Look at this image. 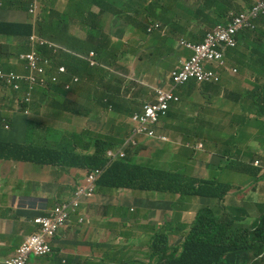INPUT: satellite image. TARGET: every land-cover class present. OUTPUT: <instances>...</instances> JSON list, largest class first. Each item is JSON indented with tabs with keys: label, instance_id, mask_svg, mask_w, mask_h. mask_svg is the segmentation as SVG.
Masks as SVG:
<instances>
[{
	"label": "trees",
	"instance_id": "1",
	"mask_svg": "<svg viewBox=\"0 0 264 264\" xmlns=\"http://www.w3.org/2000/svg\"><path fill=\"white\" fill-rule=\"evenodd\" d=\"M13 1V2H11ZM175 7L180 3H185L180 0H171ZM0 6L5 9H12L14 4L19 8L25 7L26 3L21 0H0ZM245 2L251 6V0H193L188 4V8L194 12H205L198 18L189 16L184 12H180L179 16L186 22L189 30V39L193 42H199L203 37V29L201 23L215 27L216 25L226 22V16L232 10L239 9V4ZM45 6L42 8L44 11ZM78 12L81 16L80 24L84 27V36L77 37L67 33L68 19L74 16L73 12ZM212 12V14H210ZM169 8L166 0H72L70 3L69 13L65 16L62 30H59L57 22L53 21V14L48 13L46 18L37 20V33L50 39L54 42H59L60 49L66 64L71 65L75 70L83 71L85 76L93 81L85 84L84 90L90 95H94V99L99 94V89L102 86V80L110 72L109 67L113 65L119 58L120 54L126 56H136L140 51H143L139 57L142 64L155 66L158 59L161 58V52L167 50L168 54L175 51L177 42L172 36H164L156 30V24L152 21L161 20L167 21L169 16ZM102 17L101 25L97 23V19ZM110 18L119 19L124 23L125 29H128V38L123 40L114 39L115 32L106 29V23ZM50 19V22H48ZM197 28V32L193 29ZM32 32V24L30 22H9L0 20V35L8 36L12 39H17V48L24 50L27 48L25 44L26 38ZM258 34L251 35L252 40H256ZM242 36H240L241 39ZM115 40V41H114ZM248 41L249 37L246 36ZM78 46V47H77ZM151 48L145 52L146 47ZM253 58L254 54L259 52L264 46L254 43L248 45ZM89 50H94L98 62L106 65L89 66L85 61L75 56L77 53H86ZM45 54L48 53L43 49ZM252 61L247 65L249 71ZM172 67L168 64L161 63L156 70L159 73L170 70ZM256 73L255 75H257ZM254 75V76H255ZM214 84L202 85V89L196 84L190 83L183 90V99L199 89L203 94L207 91L206 88H213ZM45 94L53 92L55 95H60V99L53 98L59 106L65 107L67 114L76 113H91L92 108L83 107L79 109L75 107V103L71 101L72 89H62L60 86L52 87V90L45 88L41 89ZM180 91V90H179ZM187 91H192L190 94ZM264 94V86L261 87ZM105 97L99 100V103L106 107L107 105L118 106L116 100ZM48 107L46 104H38V107ZM223 108H227V102L222 104ZM34 108V107H33ZM48 112L50 113V109ZM203 113V110L200 111ZM179 114H185L180 104L171 108L168 112L165 126H169L170 120L174 122ZM260 118H262V109L259 110ZM234 119L239 117L241 121L235 120L242 132L247 118L244 115L236 113L232 116ZM185 123L188 134L197 132V127L200 125L198 119H187L182 121ZM18 125L23 129L24 139L22 142L13 143L0 141V158L11 160L30 162L33 164L48 165L52 167L58 166L61 169L78 167L83 170V180L73 177V181H69L68 185L59 190L62 201L70 200L74 196V192L78 184L84 182L88 177L93 176L96 179L95 186L98 192L102 195L114 196L112 193L127 192L131 193L137 190H148L158 192L185 193L192 191L194 195L203 197H223L233 190H238L242 187H233L231 183L225 182L221 177H214L210 180L190 179V175L185 173L170 172L161 168L140 167L132 161V157L128 154L124 159L114 160L109 163L106 157V151L110 148H116L120 144V137L114 134L92 133L90 129H83L81 132L63 129L54 123L47 121L39 122L31 119L26 115H21L18 119ZM172 128L181 129L184 126H174ZM211 127V124H207ZM95 128L99 127L98 122L94 123ZM127 124L120 126L121 131H125ZM104 128L98 132H103ZM121 133L120 131H118ZM242 139L233 137V143L241 142ZM232 146V143L229 142ZM232 159V158H231ZM134 160V159H133ZM109 163V164H108ZM105 169L102 173V169ZM236 172H231V178ZM233 183V182H232ZM235 184V183H234ZM66 198H69L65 200ZM262 205V204H259ZM123 209L122 205H112ZM125 210H127L125 208ZM140 209H138L139 211ZM252 216L255 210L253 206L249 208ZM228 213H214L212 210H201L195 221L192 223L190 230L185 234V242L180 245H173L171 250L169 247L168 236L158 235V230L147 234V241L141 244L144 255L152 258L158 255V264H264L263 260L256 259L255 253L264 254V210L261 209L258 217H255L251 222V216L245 209L228 208ZM241 212H244L243 215ZM256 212L254 213V215ZM165 216V215H162ZM248 222V227L242 229L238 226V220ZM165 220H172L169 216L161 219L157 224V229H160L165 223ZM240 222V221H239ZM123 225H129L127 222H122ZM186 226V225H184ZM174 229H167L172 232ZM133 229H129L127 235L117 236L115 247L120 242H126L129 246L135 240H127L133 236ZM125 238V239H124ZM128 253V252H127ZM110 258L118 257V250H111ZM161 257V259L159 258ZM83 264H87L89 259H84ZM125 264H136V261Z\"/></svg>",
	"mask_w": 264,
	"mask_h": 264
},
{
	"label": "crops",
	"instance_id": "2",
	"mask_svg": "<svg viewBox=\"0 0 264 264\" xmlns=\"http://www.w3.org/2000/svg\"><path fill=\"white\" fill-rule=\"evenodd\" d=\"M140 54L141 52L136 57H121L117 65L119 74L125 76L127 71L124 66H127L132 69V74L135 76L148 75L147 68L143 67V64L139 61ZM159 65L158 61L156 66ZM154 71L155 68L150 69V73ZM250 79L249 76L244 77L246 81H250ZM87 83H90V81L84 79L80 81L78 88L75 89L76 101L81 105H84L83 100H87L89 104H92L86 96L85 99L81 96V93L85 94L84 87ZM244 92H246V88ZM240 94L239 92H234L232 96H229L230 101L227 110H231L232 115L238 113L247 118L241 133L235 119L231 115L211 108L198 118L202 126L199 127L197 135L184 134L188 131L186 127H182L181 132H178L170 124L169 126H165L166 128H172L167 129L166 134L172 139L173 143L156 144L152 152L153 159H151L155 160L158 157V161L171 163V165L163 167L171 172H183L186 175L206 180L219 176V163L221 161L224 163L226 160L222 159V155L226 151H232L230 156L234 161L235 169L238 170V173L234 176L236 179H233L234 181L231 184L233 187H242L247 190L243 195L235 196V194H231L229 196L230 202L247 208L253 206L256 212L254 216H258L257 213H260L261 209L264 210V205H259L264 204V99L262 106H260L259 102L256 103L254 100L247 102L245 99H240ZM213 95L217 99L225 96L219 93ZM106 96L109 97L110 92L104 89L103 94H97V98L93 100V104L99 103V100ZM118 97L120 99L118 113L114 115L108 112L109 117H104V119L106 121L109 119L110 121L114 120L118 131L122 134V138H126L129 131L132 130V126L130 119L127 120L125 118L126 109L129 107H125L124 105H131L132 102L130 97L125 94H119ZM191 97L200 99L202 94L194 92ZM42 103L45 104L46 102H41V105ZM200 103H203V101L200 100ZM234 104H238L241 110H234L232 108ZM55 105L59 104L56 103ZM245 108L248 114L245 112ZM260 109H262V118L259 115ZM91 114L88 113L86 115L90 116ZM18 115L19 113L13 112L10 117L6 118V121L9 123L11 119ZM190 116L194 117L196 114H190ZM48 118L50 119L51 117ZM91 118L88 117L85 122L93 120V115ZM56 119L61 120V117ZM126 121L129 122L130 126L125 127V131H121L120 126L124 125ZM47 122L53 123L51 121ZM207 124H212L213 128L216 129H207ZM77 130L80 131L81 129ZM233 137H237V139L241 138L242 141L233 143ZM23 139L24 134L19 125L13 124L11 129L8 130L0 128V140L2 141L18 143L22 142ZM229 139L232 140L231 148L226 143ZM142 140L143 143H150V146L155 145L154 138L145 136ZM181 141L187 144H191L192 142L193 145L191 146L195 150H189L185 146L179 147L177 144ZM199 144L202 145V148L198 147ZM163 157L166 158L164 159ZM256 159L261 161V168L253 166ZM5 171H7V174L16 172L17 176L22 177L12 180L9 190L6 189L8 182H5L3 178ZM82 175L83 170L78 167L61 169L58 166L52 167L45 164L42 166L40 164L12 160H8L5 164L0 163V235H10L6 237L4 246L12 247V238L18 239L19 237L20 243L18 247L22 244L26 236L24 233L20 234V232L31 228L29 226L31 221L29 219L42 216L52 217V215L58 213L63 206L61 202L62 197H59L62 194H60L59 190L67 186L69 181L72 182L73 177L83 180ZM27 176L32 177L36 184L31 185L24 178ZM236 180H239V182ZM112 194L114 196L102 195V193L98 192L94 196L86 198L79 211L72 213L71 220L67 222L63 231L57 235L53 242V250L57 255L55 260L44 259L43 257L38 259L35 257L28 264H83L82 257L96 258L91 260L89 264H115L117 260L110 258L108 253L115 247L113 243L119 238L117 236H126L129 229L134 230L133 237H137L135 241L142 242L144 239H147L148 233L159 230V236L169 235L168 240L171 250L174 248L173 245H177L180 242L178 234L168 232L164 225L160 229H157V223L149 220L148 214L142 216L137 214L135 210L137 201L133 196V191L131 193L116 192ZM256 194L260 195V200H255ZM155 197L161 201L163 200L159 195H155ZM64 198L65 200L69 199L65 196ZM191 204L194 206L192 207ZM199 204V200L186 201V207L181 208L173 217V226L182 229L184 225L180 223V220L176 219L178 215L181 213L185 214V210H188L186 213L191 215L193 211L199 208ZM112 205H122L123 209ZM125 208L128 209V212ZM147 210L149 211V209ZM163 212L161 211L160 213ZM122 222H127L129 225H123ZM145 231H148V233H145ZM114 234H116V237L113 236ZM130 245L142 250L140 245H136L135 243ZM135 261L137 264L138 259Z\"/></svg>",
	"mask_w": 264,
	"mask_h": 264
},
{
	"label": "rangeland",
	"instance_id": "3",
	"mask_svg": "<svg viewBox=\"0 0 264 264\" xmlns=\"http://www.w3.org/2000/svg\"><path fill=\"white\" fill-rule=\"evenodd\" d=\"M5 1V0H4ZM23 3H26L25 7L19 8L17 4L12 6V9L8 10H0V20L1 21H9V22H24V20H32L34 21V17L38 15L39 10L43 6H45L44 11L40 13L42 18H45L46 15L54 10L61 11L67 15L69 13L70 3L72 0H21ZM185 3H180L177 7L174 6L173 1L166 0L167 7L169 8V16L167 15V21L155 20L152 21V24H156V30L158 33L164 36H172L177 42V48L171 54L167 53V50H163L161 52V60L159 63H164L168 65H175L179 62H186L190 58H195L196 60L205 61L207 65L214 69L216 72L215 80L213 82L214 85H219L218 87L213 88H206L207 91L213 94H221L232 96L234 92H239L240 99H245V101L254 100V102H259L258 104L262 106L263 103V94L260 92L261 87L264 84V48H262L259 52L254 54L253 58L250 53V48L248 45H253L254 43L260 44L264 46V0H251V6H248L245 2H241L239 4V9L232 10L226 16V22L229 25L223 29H219L216 26L211 27L205 25L203 23L200 26L203 29V37L202 40L199 42H193L189 39V30L187 28L186 22L179 16L180 12H184L191 17L198 18L201 15H205V12H198L194 13L188 8V4H191L193 0H180ZM13 2V1H11ZM1 3V2H0ZM14 3V2H13ZM74 16H71L68 21V28L67 33L70 35H75L77 37L84 36V27L78 22L81 16L78 12L72 13ZM212 14V12H210ZM103 22L102 17L97 19V23L101 25ZM121 20L110 18L108 23H106V29L109 31H114L115 36L114 39H120L122 36L128 34V29L124 27ZM224 24V23H223ZM128 31V32H127ZM193 32H197V28L193 29ZM258 34L256 40L251 39V35ZM240 36L241 39H240ZM248 36L249 40L246 41L245 37ZM115 41V40H114ZM16 41L11 40L7 37L0 36V63L4 65L8 63L11 54L15 50ZM59 47V46H58ZM47 55L45 53L42 54L41 58L45 59ZM34 55L32 53L29 54L30 61L34 60ZM17 60V58L15 59ZM250 74L251 79L250 81L244 80V77L249 76L247 65L250 63ZM261 65V66H260ZM145 67V66H144ZM147 68V67H146ZM148 69V68H147ZM148 71V70H147ZM258 73L257 75H255ZM148 75L138 76L134 83H129L128 79L125 77L121 79L119 75L110 76L109 79L105 83V89L108 90L110 93L119 95L125 94L129 96L131 102L140 105L142 102L152 100L154 97V90L153 87H157L159 84L167 83L169 75H162L161 73L155 70L154 72L147 73ZM133 75V74H131ZM255 75V76H254ZM201 85V84H199ZM79 84H76L72 88L71 101L75 103V107H78L80 110L83 107H91V115L88 116L83 113H76L73 115H68L63 113V110H66L65 107L62 106H51L40 108L31 102L29 106V113L27 116L29 117H36L40 122L43 120L51 121L55 125L67 129V130H74L79 132L77 129H81L82 131L85 127H88L92 130V133H97L98 129H95L94 123L99 124L101 127L100 119L105 117L108 118L109 116L106 115V112L101 110L99 105L93 104L94 95L90 96L89 94H82L81 96L83 99L86 98L92 102L89 104L87 100H83L84 105L77 103L76 99L77 96L75 95V89L78 88ZM199 89H202V86H198ZM246 92H244L245 88ZM180 90V91H179ZM82 92V90H81ZM183 89H178L177 94L180 95L181 100L176 101L178 104L181 105L182 109L185 110V114H179L177 118L174 120H170V124L174 126H184L186 125L182 121L186 119H198L200 115H202L206 110L214 108L219 112H225L229 115H232V111L227 110L222 107L223 102L225 101L222 98H215L211 97L210 93L205 92V94L201 92H196L197 94L201 93L202 97L200 99H195L192 97L189 98H182L183 97ZM192 91H187L190 94ZM244 92V93H242ZM54 98V95L51 94ZM209 97V98H208ZM60 98V97H58ZM208 98V99H207ZM37 101H40L38 97H36ZM197 100V101H196ZM200 100L203 103H200ZM88 103V105H87ZM1 106L7 107L8 104L5 102H0ZM123 105V104H122ZM177 105V104H176ZM125 107H130L132 105H124ZM34 107V108H33ZM47 108L51 109V112H47ZM112 108V107H111ZM109 107V109H111ZM142 107L138 108L137 110L141 109ZM232 108L236 111L241 110L238 104L232 105ZM189 110H193L192 112ZM203 110V113L200 111ZM245 112L248 114L246 108ZM196 114V116L191 117L190 114ZM61 117L62 120L56 118H47L53 116ZM85 115V116H84ZM94 117L92 121L85 120L89 117ZM87 116V117H86ZM255 118V117H254ZM235 120L241 121L239 117ZM166 119H161V124H156L152 130H147L138 132L136 129L130 130L127 134L125 139V144L128 147L135 148L131 153H128L133 159L132 161L138 164L140 167H156V168H163L166 165H171V163H165L162 161H158L157 158L153 159V147L150 146V143H143V137L148 135L156 136L157 140L160 141L162 144L171 143L169 141V137L163 135V132H166L167 129H172L171 127L165 128ZM107 122V127L112 128L111 133L117 135L118 137L121 136V133L118 132L117 124L114 120L110 119ZM135 126V124H133ZM129 127V126H128ZM24 129V128H23ZM22 129V131H23ZM178 132H181V129H177ZM187 141V140H186ZM124 142L122 141L119 145L116 146L117 150H120ZM179 147H187L188 144L186 142H179L177 144ZM191 145L193 143L191 142ZM126 154H118L116 152H112V159H124L126 158ZM162 157V156H159ZM152 158V159H151ZM164 159L166 157H163ZM10 160L9 157L3 159L0 163L5 164L7 161ZM30 163V162H29ZM216 171V170H215ZM214 173V171H213ZM4 180L8 182L6 185V189L9 190L11 184L10 182L14 179H20L22 177L17 176L16 172H11L7 174V171L4 172ZM213 175V174H212ZM28 180L31 185H35V181L32 177L27 176L24 177ZM211 178V177H210ZM222 179L225 182L232 183L234 180L226 173L222 176ZM239 182V180H236ZM236 191L233 190L232 194H235ZM241 195H243L242 191H238ZM134 198L136 199V211L138 215H146L148 214L149 220L154 221L158 224L160 221L159 219L162 216L161 211H173L174 206L171 205L170 201H161L157 199L153 192L148 191H136L133 193ZM255 200H260V195H255ZM264 205V204H262ZM138 209H140L138 211ZM149 209V211L147 210ZM128 212V209H127ZM248 219L245 221L238 220V226L242 229L248 227ZM240 221V222H239ZM187 222V215L186 221ZM32 225V223H31ZM124 227V226H123ZM165 229L173 228L172 231L175 234L179 235L180 229L177 227H173L170 224L164 223ZM33 228V229H32ZM27 228L25 231L20 232L25 236L32 234L35 229L34 227ZM188 228L182 230V233H186ZM148 233V231H145ZM159 235V230H158ZM10 235L3 236L0 235V264H4V260L13 255L16 248L20 243V237L16 241V245L12 248H7L4 246L6 241V237ZM116 237V234L113 235ZM138 236V234H137ZM169 238V235H167ZM124 237V236H122ZM133 237V236H132ZM125 239V238H124ZM137 237L130 238L127 240H136ZM12 238L11 241H13ZM147 239L141 241H134L131 244L135 243L136 245L144 244ZM116 242V240L114 241ZM184 242V238H181L180 244ZM114 244V243H113ZM113 250H118L119 255L117 257V261L115 264H123L127 263V261L137 260V264H150L152 260L149 257L144 255L142 250L137 249L136 246L130 245L127 246L126 242L122 241L119 243L117 247L112 248ZM128 252V253H127ZM114 263L113 261H111Z\"/></svg>",
	"mask_w": 264,
	"mask_h": 264
},
{
	"label": "clouds",
	"instance_id": "4",
	"mask_svg": "<svg viewBox=\"0 0 264 264\" xmlns=\"http://www.w3.org/2000/svg\"><path fill=\"white\" fill-rule=\"evenodd\" d=\"M42 8H41V10H39L38 15H36L34 17V21L24 20V22H30L32 24V32L29 35V37L26 38V40H25V44H26L27 48L24 50H19L17 48V44H16V46L14 47L15 50L11 54V57H10L8 63H6L4 65H1V63H0V102H4V103L6 102L8 104L7 107L0 105V128H4V130L11 129L13 124L18 125V119L21 115L27 116V114L29 113V106H30L31 102H33L36 106L38 104L41 105V102H43V101L46 102L45 104L48 107L59 106V105H55L57 102H55V100L53 99L51 94L54 95L55 99H60V98H58V97H60V95H55L53 92H51V93L45 92V94H43L41 89L45 90V88H46L47 90H52V87L60 86V88L65 89V90H67V89L74 90L72 88L73 86H75L76 84H80V81H82L84 79H88L82 70L81 71L75 70L71 65L66 64L64 57L62 56L63 54H61V51H60V49H62V48H61L59 42L56 43L50 39H47L45 37L40 36L37 33V31H36L37 20H39V18L41 17L40 13L42 12ZM0 10H8V9L2 8L0 6ZM50 13L53 14L52 20L58 23L59 30L61 31L66 14L61 12V11H58V10H54ZM48 22H50V19H48ZM228 25H229V23H224V24L216 25V27L219 29H223V28L227 27ZM0 36H4V35H0ZM4 37L9 38L8 36H4ZM127 38H128V35H124L122 37L123 40H125ZM9 39L14 40V41H16V43H18L17 39H12V38H9ZM150 48H151V46H148V47H146V49L144 51L147 52ZM43 49H46L48 51V53L46 54L47 57L45 59L41 58L42 54L44 53ZM140 52H141L140 55H142L143 51H140ZM30 53H32L35 57L34 60H32V61H30V59H29ZM140 55H139V57H140ZM75 56H77L79 59L85 61L89 66H92V67L93 66H102V67L108 68L106 65L97 61L96 53L94 50H89L86 53L75 52ZM119 56H120V58L121 57H128V58L129 57H136V56H126L123 54H120ZM16 58H17V60H15ZM120 58L113 65H111L109 67L110 72H113V74L105 75V77L102 80V86L99 89L98 93H101V94L104 93L105 83L109 79L110 76L119 75L121 77V79L126 77L128 79L129 83H134L136 81V78L138 76L131 75L132 69L130 67L124 66V68L127 71L125 76H122L119 74V71L117 70V65H118V61L120 60ZM192 59H195V58H190L186 62H179V63H176L175 65H170L172 67V69L164 71L163 73H161L162 75H164V74L169 75L168 81H167V83H162V84H159L157 87L156 86L153 87L154 97L152 100L142 102L140 105H136V104L132 103L131 108L129 107L126 109L125 118L127 120L130 119L132 130L137 129V127H138L137 123L133 119L134 115L135 114H143V112L145 111V105L156 103L157 98H158V93L160 91L172 90L174 96L177 97L178 100H181L180 95L177 94L178 89H183L186 85H188L190 83L196 84L197 86L213 84V82L215 80L216 72L214 71V69L210 68L205 61H200V62L202 63V65L206 71L213 73L214 77L211 81L200 82V81H197L195 79H190V80L184 82L183 84H178V85L175 84V81L172 77L173 72L176 71L177 69L181 68L185 63L189 62ZM0 60H1V57H0ZM160 60H161V58L158 59L157 62ZM157 62H156V64H157ZM156 64L153 67L143 64V67L145 66L148 68L147 69L148 70L147 73H148L151 68H155V70H156V67L158 68L161 65V63L159 66H156ZM262 65H264V64H262ZM248 74H249V77L251 78L250 71H248ZM89 81H91V80H89ZM91 83L93 86L94 85L93 81H91ZM199 84H201V85H199ZM218 86L219 85H215V87H218ZM263 86H264V84H263ZM194 92H201V91L199 89H196ZM206 92L210 93L211 97H215L211 92H209V91H206ZM85 93L88 94L86 92V90H85ZM246 94H247V92H246ZM191 95L189 97H191ZM36 97H38L40 99V101H37ZM107 98H112V99L116 100L118 105H120V99H119L118 95L110 93V96L109 97L106 96L103 101H107ZM222 99H224L227 102V106H228V103L230 101L229 96L225 95V96H223ZM263 99H264V94H263ZM176 104H178L176 101H172L169 105V108H168L166 114L160 116V118L158 119V121L156 123L149 126V129L153 131L152 128L156 124H158V123L161 124L160 120L166 118L168 115V112ZM96 105H99L101 110L106 112L107 116H108V112L111 114H114V115H116L118 113V109H119L118 106L111 104V105H107L106 107H104L100 103H97ZM109 107L110 108L112 107V108L109 109ZM140 107H142V108L137 110ZM40 108H42V107L40 106ZM50 111H51V109H50ZM13 112H17V113H19V115L14 117L13 119H11L8 123L6 121V118L10 117L13 114ZM47 112H48V109H47ZM63 113L67 114V112L64 110H63ZM71 115H73V114H71ZM27 117H29V116H27ZM29 118L37 120L40 122V120H38L36 117H29ZM51 118H60V117H57L55 115ZM43 121H45V120H43ZM89 121H92V120H88V122ZM198 121L200 122L199 119H198ZM99 122H101V127H98V128L100 130H101V128H104V131L98 132L99 129L95 128V129H98L97 134H103L105 132H107L108 134H112L111 130L113 127H111V128L107 127V122L104 119V117L101 118ZM125 123L127 124V126L128 125L130 126L128 121H126ZM133 124H135V126ZM201 126H202V123L200 122V125H198V127H197V132L199 130V127H201ZM184 127H186V126H184ZM206 128L209 130L216 129V128H213L212 124H211V127H209L207 125ZM238 128L240 131L239 126H238ZM84 129H89V128L86 127ZM173 129L178 131L176 128H173ZM188 130L191 131L190 129H188ZM79 132H81V131H79ZM197 132H195L193 134L197 135ZM166 133L167 132H163L162 134L169 137ZM184 134H188V133L185 132ZM147 137L154 138L155 145L152 146L153 149L156 147V144H162L160 141L157 140L156 136H154L153 134L148 135ZM121 138H122V136H121ZM232 140H233V138H232ZM232 140L229 139L226 141L229 148L232 147L229 143ZM0 141H2V140H0ZM169 141L171 143H173V141L170 137H169ZM5 142H9V141H5ZM121 142H122V139H121L120 143ZM123 142H124V145L122 146V148L120 150H117L116 148H110L106 151V157L109 159V163L114 161L112 159V155L110 153L116 152L118 154L124 153V154L128 155V153H131L133 151V149H135L132 147H128L127 144H125V140H123ZM13 143H17V142H13ZM198 147L202 148V145L199 144ZM187 149L195 150V148L193 146H191V144H189V143H188ZM231 153H232V151H226L222 155L223 156L222 159H226V160L224 161V163H222V161L219 163L220 164V166H219L220 170H219V174H218L219 176L218 177L222 178V176L225 173L228 176H231V172L238 173V170L235 169L234 161H233V159H231V156H230ZM0 160H3V159L0 158ZM12 161H16V160H12ZM19 162H22V161H19ZM253 166L261 168L262 167L261 161L256 159L253 163ZM154 168H156V167H154ZM161 169L167 170L165 168H161ZM104 170L105 169L103 168L102 173L104 172ZM167 171H169V170H167ZM180 171H182V170H180ZM180 173H183V172H180ZM189 178L190 179H201V178H195L192 176H190ZM202 180H205V179H202ZM206 180H210V179H206ZM95 182H96V180H95ZM95 182H94L93 186H89L88 181L86 179L82 185L78 184L76 191L74 192V196L70 200L62 202L63 206L67 205L68 208H67V212L60 209L59 212L55 214L58 216H62L64 218V223L53 236L47 237V243L50 247V252L43 254V255H35V254L31 253L27 257L25 264H28L29 261L31 259H35V257H37L38 259L41 257H43L44 259L49 258L51 260H55L57 258V255H56V253H54V250H53V242L55 241L57 235L61 231H63V228H65L67 222L69 220H71L72 213L74 211H79V208L81 207L82 203L85 201L86 198H90V197L94 196L96 193H98L97 187L95 186ZM246 190L247 189H245V188H240L238 190H235L236 191L235 196L241 195L240 193H238V191H242L244 194L246 192ZM79 191H83V193L80 196H78ZM131 191H133V189H131ZM137 191H148V190H137ZM134 192H136V191H133V193ZM148 192H153L154 195L161 196V198L163 199L162 201H170L171 205L174 206L173 211H164L162 213V215H165L166 217L169 216L170 218H172V220H165V224H170L172 226L174 223L173 217L176 215V213L178 211H180L181 208L186 207V201H188V200H199L200 201L199 208L196 209L195 211H193V213L191 215H188L186 213V211H188V210H185V214L181 213L176 218L177 220H180V223H182L183 225H186V226H183L182 229H180L179 235H178L180 240H181V238H184V242H185V237H184L185 234L190 230L192 223L195 221L198 213L201 210H212L214 213L218 214V213H222V212L228 213V211H227L228 208H235V209H240V210L245 209L248 212V214L250 215V210H249L250 207L247 208L245 206H238V205H235L232 202H230L229 196L232 194V192L227 193L223 197L219 196V197H212V198L203 197L200 195H194L193 190L192 191H186L185 193H181V192L171 193V192H158V191H148ZM63 206H62V208H63ZM191 206L193 207L194 205L191 204ZM243 213L244 212H241L242 215H243ZM186 215H187V222H185L186 221ZM165 216H161V218L159 220L161 221V219H165ZM255 217H258V216H255ZM255 217H254V213H253V215L251 216V218H252L251 222L253 220H255L254 219ZM39 218H45V216H42ZM39 218L29 219V221H31V223H32V225L29 224V226L31 228L34 227L35 231L32 234H30L24 238L22 244L15 250L14 254L7 257L4 260V264H15L14 258L18 255V251L22 248V246L24 245L26 240L28 238H30L31 236L42 234V230H43L42 225L37 222V220ZM46 218H49V217H46ZM185 228H188V231L183 234L182 230H185ZM16 241H17V239L14 238V240L12 241L13 246L16 243ZM114 243L116 244V242H114ZM178 245H180V242L178 243ZM12 247L7 246V248H12ZM255 256H256V259L264 261V254L256 252ZM157 258H158V255L150 258V260H152V262L150 264H158ZM159 258L161 259V257H159ZM84 259H89V262H90L91 260L96 259V258H94V257H82V261ZM116 260H117V257H116ZM89 262L87 264H89ZM123 264H125V263H123Z\"/></svg>",
	"mask_w": 264,
	"mask_h": 264
},
{
	"label": "built area",
	"instance_id": "5",
	"mask_svg": "<svg viewBox=\"0 0 264 264\" xmlns=\"http://www.w3.org/2000/svg\"><path fill=\"white\" fill-rule=\"evenodd\" d=\"M172 77L175 84H183L184 82L195 79L197 81H211L214 77L212 72L204 69L200 60L192 59L185 63L181 68L173 72ZM172 101H178L172 90H163L158 93L156 103L145 105L143 114H135L133 119L138 127L136 131H147L149 126L156 123L160 116L165 115ZM112 155V153H110ZM124 154V153H121ZM96 179L93 176L87 178L88 185L93 186ZM83 191L78 192L80 196ZM77 204V203H76ZM67 205H64L61 210L67 212ZM42 225V234L31 236L26 240L22 248L18 251V255L14 258L15 264H25L27 257L33 253L35 255H43L50 252V247L47 243V237L53 236L63 225L64 218L58 215H52L49 218H39L37 220Z\"/></svg>",
	"mask_w": 264,
	"mask_h": 264
}]
</instances>
